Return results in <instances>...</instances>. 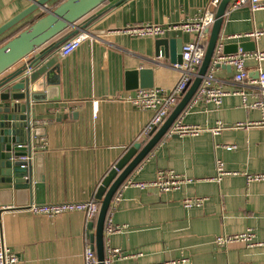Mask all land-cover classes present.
Here are the masks:
<instances>
[{"label": "crops", "instance_id": "1", "mask_svg": "<svg viewBox=\"0 0 264 264\" xmlns=\"http://www.w3.org/2000/svg\"><path fill=\"white\" fill-rule=\"evenodd\" d=\"M211 1L109 0L80 22L94 19L81 31L88 38L72 55L61 58L59 47L47 55V68L37 66L30 107L40 143L32 147L31 179L19 186L0 176V233L20 258L18 264H85L86 246L94 247L97 255L96 237H90L96 232L97 217L36 216L26 207L96 200L101 183L121 157L134 144L150 139L142 132L153 113L126 100L140 90L128 88L127 73L148 70L154 88H174L182 72L157 56V41L182 39L183 45L194 41L197 34L181 27L202 17ZM30 5L31 0H0V27ZM45 15L35 12L2 35L0 42ZM143 25L162 26L166 32L153 37L121 32ZM255 32L263 35L249 36ZM220 39L225 46L254 43L256 52L247 53L251 56L246 60L249 79L239 84L233 69L214 70L213 85L226 92L222 104L192 101L178 120L203 131L166 136L119 189L108 216L121 231L109 236L105 232L106 251L119 249L124 256L113 264H264V247L238 243L220 248L215 243L218 236L249 229L257 242L264 243V182L246 179V174L264 173V130L233 127L263 117L260 109L249 105L264 102V92L256 84L264 61L254 57L264 52V8L253 12L248 6L236 10L230 6ZM218 122L226 129L215 135L212 129ZM232 145L236 148L226 149ZM219 160L229 174L216 183L210 179ZM161 171H173L192 182L170 192L130 185L154 181ZM188 198L205 202L186 209L183 202ZM91 222L93 229L88 230Z\"/></svg>", "mask_w": 264, "mask_h": 264}, {"label": "water", "instance_id": "2", "mask_svg": "<svg viewBox=\"0 0 264 264\" xmlns=\"http://www.w3.org/2000/svg\"><path fill=\"white\" fill-rule=\"evenodd\" d=\"M53 0H31V5L7 23L0 27V37L7 31L24 21L37 11H44L46 15L38 19L27 29L20 32L6 44L0 47V77L14 66L20 65L15 71L0 78V176L6 182H15L19 186L25 185L31 179V157L33 144L39 145L40 132L30 107L31 85L35 81L37 66H49L47 55L58 49L68 40L86 30L93 17L86 23H80L95 9L109 0H65L49 7ZM234 0H222L219 4L215 21L208 30L209 39L205 47L203 62L189 88L184 93L176 107L165 122L155 128L146 144H134L115 164L101 183L96 200L100 203L97 216L96 232L97 256L100 264H105L107 251L105 247V228L111 204L119 189L126 183L131 174L152 153L155 147L169 134L170 130L179 122V118L186 111L195 98L204 79L209 73L217 44L220 40L225 15ZM55 40V42H53ZM51 43L44 48L45 45ZM182 39H159L156 44L158 57L167 58L174 66L183 63ZM40 52L31 57L37 51ZM256 52L253 42L224 46L225 56ZM231 71L230 65L218 64L216 69ZM129 87L133 89H152V72L148 70L131 71L127 73ZM140 85H138V81ZM34 137V138H33ZM173 137H180L173 135ZM33 139L35 141L33 142ZM93 229L89 223L88 230ZM94 250V247H91Z\"/></svg>", "mask_w": 264, "mask_h": 264}, {"label": "built area", "instance_id": "3", "mask_svg": "<svg viewBox=\"0 0 264 264\" xmlns=\"http://www.w3.org/2000/svg\"><path fill=\"white\" fill-rule=\"evenodd\" d=\"M222 0H212L209 8L205 11L202 17L195 19L185 25H182L183 31L187 33H195L197 37L194 41L187 43L183 46V63L181 65L174 66L176 69L182 72L181 78L176 86L170 90H164L159 88L152 89H140L134 95L126 98L135 108L142 111H149L153 113L150 123L144 128L142 136L147 138L155 128H159L165 120L168 118L170 113L176 107L184 93L193 81L197 70L201 66L204 55L205 47L209 39L208 30L211 29L214 21L217 8ZM249 7L253 12L264 8L263 0H234L231 8L240 9L242 7ZM124 34L133 37H153L163 35L166 29L162 26L157 25H143L126 27L121 31ZM263 35V32H255L249 34V36L259 38ZM88 38L85 32L79 33L77 36L66 41L59 50L61 58H67L72 55L81 44ZM224 42L222 39L219 40L215 55L213 58L212 66L203 81L202 86L198 90L194 102L198 100H204L208 103H213L217 106L222 104L223 98L226 96L221 88L213 85L214 83V70L216 65L225 64L230 65L234 70V80L236 83L243 84L249 79V72L246 68V60L251 54L239 53L235 55L225 56L223 54ZM255 59L259 62L264 61V52H260L254 55ZM259 89L264 92V73L260 72L259 79L256 81ZM252 109H260L263 113L261 121L238 123L234 125V128H259L264 130V102L258 101L252 105H249ZM226 126L222 122H218L216 127L212 129V132L217 135L221 133ZM203 129L200 126H190L177 123L169 132L167 136L179 135H198ZM234 145L226 146V149L231 151L235 149ZM229 173L225 170L223 161L217 163V173L215 177L210 179L213 182L220 183L223 177ZM248 183L252 182H264V173L257 174H246ZM191 179H187L182 175H178L173 171H161L157 175V179L150 182L131 183L139 189L156 188L161 192H170L179 190L183 185L191 183ZM114 201V200H113ZM117 201V200H116ZM205 202L202 198H188L184 200L183 206L186 209L195 207H201ZM26 210L36 216L46 217H58L65 214L71 213H83L88 220H93L98 216L100 210V204L95 199L86 202H65L57 204H44L37 205L31 204L26 207ZM111 213H109L110 216ZM108 216L105 232L106 234L112 235L121 231L120 227L112 225L111 218ZM215 243L220 248L228 247L232 244L243 243L248 247H264V243L256 241V235L252 230H247L244 233L236 235H221L215 240ZM124 256L119 249H109L105 258V264H113L116 260L123 259ZM85 264H100L95 251L90 247L86 246L84 250ZM20 258L13 252V250L5 243L3 236L0 233V264H18Z\"/></svg>", "mask_w": 264, "mask_h": 264}, {"label": "trees", "instance_id": "4", "mask_svg": "<svg viewBox=\"0 0 264 264\" xmlns=\"http://www.w3.org/2000/svg\"><path fill=\"white\" fill-rule=\"evenodd\" d=\"M63 1H65V0H61L58 4H60V3L63 2ZM97 9H98V8H97ZM97 9H95V10H97ZM95 10H94V11H95ZM94 11H93L91 14H93ZM91 14H89V16H90ZM86 18H87V17H86ZM29 26H30V25H26V26H24V27H23L22 29H20L16 34L12 35L11 37H9V38H7V39L2 40V41L0 42V47L3 46L4 44H6L8 41H10L12 38H14V37H15L16 35H18L20 32H22L23 30L27 29Z\"/></svg>", "mask_w": 264, "mask_h": 264}]
</instances>
